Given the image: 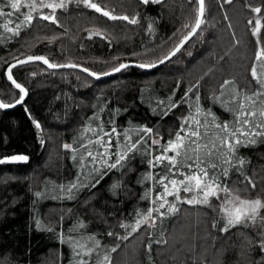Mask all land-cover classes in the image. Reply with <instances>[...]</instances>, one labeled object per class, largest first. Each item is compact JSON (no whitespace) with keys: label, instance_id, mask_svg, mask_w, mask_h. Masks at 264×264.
<instances>
[{"label":"trees","instance_id":"16d2710c","mask_svg":"<svg viewBox=\"0 0 264 264\" xmlns=\"http://www.w3.org/2000/svg\"><path fill=\"white\" fill-rule=\"evenodd\" d=\"M96 3L114 9L115 15L136 17L138 23L110 20L83 4H70L56 10V23L34 15L33 23L14 35L3 25L12 21L9 27L14 28L25 11L13 12L8 1L0 0V9L13 12L0 16L1 102L13 103L21 95L5 73L15 60L44 56L53 64L73 63L100 74L121 63H154L191 30L198 8L191 0ZM257 7L260 13L252 11ZM256 17L262 25L258 37L252 35ZM204 21L179 52L152 70L129 67L96 80L77 70H50L40 62L12 69L27 96L11 110L0 109V159L23 155L28 160L0 164V264H78L81 259L96 264L105 255L111 264H264L254 229L219 231L212 225L219 222L222 227L223 221L204 205L178 204V213L164 217L154 213L155 227L144 225L127 240L118 238L130 231L121 224L134 225L138 213L154 207L151 199L162 189L143 177L152 173L158 178L163 166L151 168L148 160L174 138L182 118L199 104L218 121L231 122L232 113L214 99H229L227 93L221 96L225 80L234 82L229 91L252 95L259 90L251 68L256 65L261 71L255 54L264 47V0H205ZM96 31L101 35H91ZM173 103L177 107L164 115ZM101 126L104 132L115 127L119 133L112 137L109 164L128 143L126 130L133 140L144 136L139 151L130 152L123 166L109 168L87 156L88 151L94 156L104 151L101 145L89 144ZM142 127L153 131H136ZM154 136L160 145L152 143ZM236 155L247 163L241 171L231 168L222 182L242 198L264 199V143L242 147ZM245 176L256 183L255 189ZM149 189L151 198L142 199ZM89 247L94 251L84 255Z\"/></svg>","mask_w":264,"mask_h":264},{"label":"snow or ice","instance_id":"6c2138e0","mask_svg":"<svg viewBox=\"0 0 264 264\" xmlns=\"http://www.w3.org/2000/svg\"><path fill=\"white\" fill-rule=\"evenodd\" d=\"M75 2L76 4H83L85 8H90L95 10V12L102 14L110 20H122L130 24H137L138 19L136 17H129L128 15H115L113 10H108L106 7H101L99 3L94 2V0H59V2H49L45 3V0H28L24 3L23 0H8V7H10L13 12L19 13L22 7L29 9L26 13H22L23 19L20 23L15 24V27H9L12 21L5 23L3 27L8 31L12 32L14 35H19L20 30L24 27L30 26L34 19L33 13L38 12L40 8L51 9L50 15L39 14V18L46 21H51L56 23V9H66L69 4ZM143 4L149 3H160L161 0H140ZM192 3L198 4L196 9L195 23L191 28V31L183 37L180 44L176 48L165 56L164 59H168L170 56L175 55L177 51L183 46V44L190 38V36L196 34L197 30L201 29L204 24L205 15V0H191ZM226 2L231 3V0H226ZM253 12L260 13L261 8H253ZM13 12H5L0 9V16H11ZM251 24L252 21H249ZM188 27V25H185ZM260 20L256 21L255 27L252 29V35L257 36L261 30ZM152 30L151 25H149V31ZM91 35H101L99 31L92 33ZM257 45L261 44L259 38L256 41ZM255 59L259 62L261 71L258 73L256 65L251 68V77L255 80L256 84L259 86V90L254 92L252 95H244L236 91H229L228 86L233 84V81L225 80L221 85L222 92L221 96L225 93L228 94L229 99L227 101L217 99L226 110L233 115L231 122L228 121H218L217 117L212 114L211 110H203L199 104L195 106V110L190 112L188 116L182 118V122L178 131L175 132L174 138L169 139L165 144L160 145V140L153 139L152 143L160 145V154L155 155L148 160V164L151 168H156L162 165V172L157 178L152 173L146 174L144 180H153L156 185H159L161 190L156 192L155 198L151 199V203L154 207L146 209L144 213H138V219L135 221L134 225L121 224L120 227L129 229L127 235L123 237H118L121 240H127L129 236L140 230L144 225L148 227H155L156 217L153 215L157 213L160 217L167 215H174L179 212L178 204H189V205H204L211 207L212 198L220 200L221 203L218 205V211L221 214L220 220L223 221L222 227L219 226V222L213 223V228H218L219 231L229 232L232 228L241 226L244 228H255L257 236L260 238L259 248L261 252H264V199L257 196L255 199H245L242 198L239 191H234L229 188L226 183L222 182V177H227L229 170L235 168L237 171H241L243 165L247 163L246 160L240 158L237 154L240 148H247L252 145L259 143H264V47H261L255 54ZM43 61L44 64L48 65L49 68L56 67H79L76 64L67 65H57L49 63L48 59L43 56H29L26 60H20L18 63L23 64L30 61ZM161 60L159 63H163ZM16 65H11L9 68V73L11 68ZM154 63L140 64L141 68H151L154 67ZM126 64H119L118 67L113 68V72H119L122 69L127 68ZM83 71L89 72V69L84 68ZM96 76V73H90ZM109 73H104L103 75H108ZM9 80L16 88L20 89L21 93L26 94L25 89L16 83L12 79L11 74L8 76ZM193 87H196L193 85ZM188 91H192L189 88ZM187 95V93L185 94ZM24 96L21 95L20 99L16 101L17 104L21 103ZM199 97L197 96V101ZM162 103V102H161ZM259 104V107H257ZM13 107L12 104H5L0 102V108ZM177 107V104L173 103L164 112V115L168 114L171 108ZM203 117V120L200 117ZM211 117V119H209ZM36 127L39 128L38 122H35ZM85 131H95L94 129H86ZM138 132L144 133L145 135H150L152 133L151 128L142 127ZM211 133V135H209ZM119 136L116 128L113 127L110 132H104L103 127H100V132L97 134V139L95 141L89 140V144H98L104 149L102 153L93 155L91 151L87 152V156L91 157L93 161L100 159L106 167L116 168L117 166H123V162L128 158L130 152L139 151L137 145L141 144L144 140V136L140 135L135 140L128 135V131H125L124 139L128 142L125 145L124 150L115 154V162L109 164L108 158L109 147L112 143L113 136ZM65 149H72V145L65 144L63 146ZM171 153V154H170ZM75 159V156L73 157ZM84 159V157H81ZM28 157L23 155H15L12 157H6L0 159V164L8 162L17 161H27ZM245 180L248 185H251L253 189L256 188V183L250 178L245 176ZM75 188L76 185L71 186ZM115 187V186H114ZM71 191V189H69ZM181 193L187 195H181ZM40 195V193H36ZM172 197V200L168 198ZM151 198V189L145 192L142 199ZM161 209H166V211H161ZM108 235H113V233H108ZM89 239H92L91 237ZM156 243H164L167 241H155ZM97 245L98 241L95 242ZM249 244L252 241H248ZM83 249L84 245H79ZM116 247L112 248L110 251L115 252ZM147 249L151 252L152 244L149 242ZM94 251L93 248L89 247L84 255H89ZM81 253L77 252V256ZM78 264H87V261L81 259ZM96 264H111V260L108 255H105L103 260H97Z\"/></svg>","mask_w":264,"mask_h":264},{"label":"water","instance_id":"95a60500","mask_svg":"<svg viewBox=\"0 0 264 264\" xmlns=\"http://www.w3.org/2000/svg\"><path fill=\"white\" fill-rule=\"evenodd\" d=\"M191 31V30H190ZM189 31V32H190ZM198 31V30H197ZM188 32V33H189ZM187 33V34H188ZM186 34V35H187ZM195 35V34H194ZM194 35H192V36H190V38L183 44V46L194 36ZM183 39V38H182ZM180 44V42L177 44V45H179ZM176 45V46H177ZM176 46L174 47V49L176 48ZM182 46V47H183ZM181 47V48H182ZM180 48V49H181ZM173 49V50H174ZM173 50H171V52L173 51ZM177 52H179V51H177ZM176 52V53H177ZM170 53V52H169ZM168 53V54H169ZM175 53V54H176ZM168 54L166 55V56H168ZM174 56V55H173ZM173 56H170L168 59H164V58H162L161 60H163L164 62L163 63H159V61H161V60H159V61H157V62H154V64H155V66L154 67H151V68H141V67H139V65L140 64H143V63H136V62H126V63H123V64H126V65H128V67L127 68H129V67H136V68H139V69H144V70H152V69H154V68H156V67H159V66H161V65H163V64H165L166 62H168ZM27 57H29V56H27ZM27 57H24V58H21V59H18V60H15V61H13V62H11L8 66H7V68H6V71H5V73H6V77H7V79H8V76H9V74H11V76H12V79L13 80H15L14 79V77H13V75H12V69L14 68V67H12L11 68V72L9 73V68H10V66L11 65H16L15 67H17V66H21V65H25V64H28V63H31V62H40V63H42V64H44L43 63V61H38V60H35V61H30V62H27V63H23V64H20V63H18V61H20V60H26L27 59ZM44 57V56H43ZM46 58V57H45ZM48 59V58H47ZM49 61V60H48ZM49 63H52V62H50L49 61ZM53 64V63H52ZM67 64H73V63H65V64H57V65H67ZM48 69H50V70H77V71H80V72H83V73H85V74H87L88 76H90V77H92V78H94V79H96V80H100V79H105V78H109V77H111V76H113V75H115V74H117V73H120V72H122L123 70H125V69H127V68H125V69H122L121 71H119V72H113L112 70H110V71H108V72H105V73H109L108 75H103L104 73H96V72H94V71H92V70H90L89 69V72H85V71H83V69L84 68H86V67H84V66H81V65H78L79 67H75V68H73V67H56V68H49L48 67V65H46V64H44ZM77 65V64H76ZM118 67V66H117ZM88 69V68H87ZM90 73H96L97 75L96 76H93V75H91ZM8 81L10 82V84H12L14 87H15V85L12 83V80H9L8 79ZM16 81V80H15ZM16 83H18L17 81H16ZM19 84V83H18ZM21 85V84H20ZM22 86V85H21ZM23 87V89H25V92H26V94H24V93H21V95H23L24 96V99H23V101L21 102V103H19V104H17L16 103V101L15 102H13V103H10V104H12L13 105V107H9V108H0L1 110H3V111H7V110H11V109H13V108H15V107H17V106H19V105H21L23 102H24V100H25V98H26V96H27V90H26V88L24 87V86H22ZM16 88V87H15ZM17 90H19L20 91V89H18V88H16ZM21 92V91H20ZM21 95H20V97H21ZM20 97H19V99H20ZM18 99V100H19ZM0 102H1V100H0ZM3 103V102H2Z\"/></svg>","mask_w":264,"mask_h":264},{"label":"rangeland","instance_id":"374dc122","mask_svg":"<svg viewBox=\"0 0 264 264\" xmlns=\"http://www.w3.org/2000/svg\"><path fill=\"white\" fill-rule=\"evenodd\" d=\"M6 1H8V0H6ZM98 0H94V2H97ZM23 2L24 3H27L28 2V0H23ZM49 2H53V0H45V3H49ZM55 2H59V0H55ZM71 4H76L75 2H73V3H71ZM70 5V4H69ZM68 5V6H69ZM20 10H22L23 12L25 11V13L27 12V11H29V9L28 8H26V7H22ZM56 10H58V9H56ZM51 9H48V8H40V9H38V12H36V13H33V15H39L40 13H42L43 15H50L51 14ZM256 21H257V17H256V20H255V24H256ZM254 27H255V25H254ZM190 31V30H189ZM188 31V32H189ZM187 32V33H188ZM186 33V34H187ZM185 34V35H186ZM174 49V48H173ZM172 49V50H173ZM24 58V57H23ZM19 99V98H18ZM17 99V100H18ZM16 100V101H17ZM153 139H157V140H160V138H158V137H156V136H154L153 137ZM152 139V140H153ZM184 195H187V194H184ZM245 199H255V198H245ZM221 203V201L220 200H217L216 198H212V200H211V208L217 213V215H221L220 213H219V211H218V205ZM185 228H187V226H185L183 229H185ZM252 229H254L255 231H257L255 228H252ZM184 237L183 236H181V237H178L177 238V241L179 240V239H183ZM74 258H75V256H74Z\"/></svg>","mask_w":264,"mask_h":264}]
</instances>
